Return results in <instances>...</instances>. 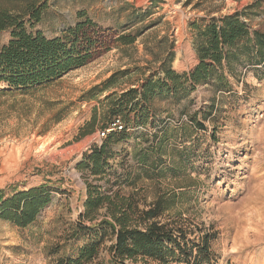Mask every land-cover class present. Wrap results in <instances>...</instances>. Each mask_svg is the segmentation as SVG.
<instances>
[{
	"label": "rangeland",
	"instance_id": "obj_1",
	"mask_svg": "<svg viewBox=\"0 0 264 264\" xmlns=\"http://www.w3.org/2000/svg\"><path fill=\"white\" fill-rule=\"evenodd\" d=\"M48 1L52 14L43 28L50 35L52 27L73 25L81 10L101 25L112 26L117 10L126 5L153 8V16L135 29L155 24L128 52L113 49L94 63L25 94L0 92V193L42 185L59 191L30 228L0 219V264H50L84 243L69 240L87 199V180L77 165L94 145L103 143L98 140L99 128L85 135L94 108L102 113L99 101L84 100L86 93L127 69L131 75L112 92L137 88L144 75L157 67L153 55L161 41L165 43L162 53L172 41L175 44L173 68L190 71L197 64L190 24L211 12L220 17L253 6L248 22L253 30L264 32V0H193L191 5L187 0H158L156 6L155 0ZM7 39V34H0V47ZM231 84L230 93L215 94L206 85L179 105L157 102L156 120L168 121L170 126L166 155L152 157L161 162V169L157 174L150 170L152 179L141 176L134 185H123L121 195L132 197L145 209L164 194H179L178 206L165 220L181 214L195 235L216 234L213 264H264V70L249 72L241 81L231 79ZM132 127L134 137L114 147L118 156L110 165L123 172L119 163L128 155L126 172L134 177L142 169L135 155L147 146L140 135H154L160 128ZM162 169L163 176L158 173ZM105 213L100 211V219ZM58 247L62 248L59 256L52 257Z\"/></svg>",
	"mask_w": 264,
	"mask_h": 264
},
{
	"label": "trees",
	"instance_id": "obj_2",
	"mask_svg": "<svg viewBox=\"0 0 264 264\" xmlns=\"http://www.w3.org/2000/svg\"><path fill=\"white\" fill-rule=\"evenodd\" d=\"M211 1L216 0H202ZM157 2L152 4L156 6ZM192 3L193 0H187V5ZM152 9L122 6L112 19V26L107 27L81 10L76 13L73 25L52 27L50 35L43 28L52 14L48 0H0V34L8 35L7 42L0 47V86L5 87L0 92L25 94L94 63L113 49L128 52L155 24L135 29L153 16ZM252 9L253 6L220 17L211 12L192 22L197 64L190 71L178 72L173 68L175 44L172 41L162 53L165 43L161 41L159 52L152 54L157 67L148 76L144 75L137 88L112 92L122 79L131 75L127 69L116 72L85 94L84 100H97L102 109L99 114L100 108H94L85 135L94 134L97 128L105 131L118 120L124 129L110 132L102 145H94L78 163L77 169L87 180V199L69 240L84 243L74 253L64 256H59L62 248L58 247L50 255L59 257L50 264H213L212 243L217 239L216 234L195 235L184 224L181 214L176 219L165 220L178 206L179 194H164L140 209L132 197L121 195V187L134 185L141 176L152 179L151 172L161 169V162L153 161L152 157L166 155L170 126L168 121L156 120L158 101L179 105L198 87L206 85L215 94L230 93L231 79L241 81L249 72L264 70V32L253 30L248 22ZM102 96L105 98L100 101ZM212 115L210 112L209 118ZM134 125H151L160 130L154 135H140L147 146L135 155L142 169L133 177L125 168L128 155L119 163L123 172L114 169L110 160L118 156L115 146L134 137L130 133ZM162 172L163 169L158 171L161 176ZM115 187H118L116 191ZM56 192L59 191L42 185L0 193V219L21 229L30 228L41 211L52 203ZM102 210L106 213L100 219Z\"/></svg>",
	"mask_w": 264,
	"mask_h": 264
},
{
	"label": "built area",
	"instance_id": "obj_3",
	"mask_svg": "<svg viewBox=\"0 0 264 264\" xmlns=\"http://www.w3.org/2000/svg\"><path fill=\"white\" fill-rule=\"evenodd\" d=\"M124 127L121 121H116L111 128L106 129L105 131L98 132V140L102 141L104 140L107 135L112 131H123Z\"/></svg>",
	"mask_w": 264,
	"mask_h": 264
},
{
	"label": "bare ground",
	"instance_id": "obj_4",
	"mask_svg": "<svg viewBox=\"0 0 264 264\" xmlns=\"http://www.w3.org/2000/svg\"><path fill=\"white\" fill-rule=\"evenodd\" d=\"M245 222H247V221H245ZM247 226V225H246ZM243 231V230H242Z\"/></svg>",
	"mask_w": 264,
	"mask_h": 264
}]
</instances>
